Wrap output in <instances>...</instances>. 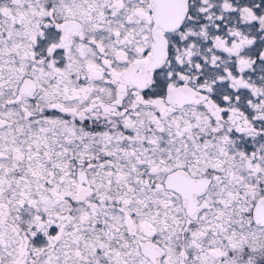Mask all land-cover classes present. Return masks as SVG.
I'll return each instance as SVG.
<instances>
[{
  "label": "snow or ice",
  "instance_id": "obj_1",
  "mask_svg": "<svg viewBox=\"0 0 264 264\" xmlns=\"http://www.w3.org/2000/svg\"><path fill=\"white\" fill-rule=\"evenodd\" d=\"M0 264H264V0H0Z\"/></svg>",
  "mask_w": 264,
  "mask_h": 264
}]
</instances>
